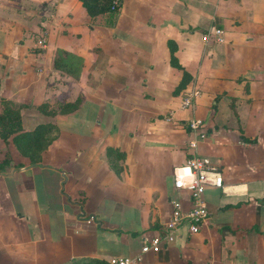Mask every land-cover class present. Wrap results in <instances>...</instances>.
Here are the masks:
<instances>
[{
	"label": "crops",
	"instance_id": "0c3cea01",
	"mask_svg": "<svg viewBox=\"0 0 264 264\" xmlns=\"http://www.w3.org/2000/svg\"><path fill=\"white\" fill-rule=\"evenodd\" d=\"M118 1L91 16L81 0H0V113L54 126L38 162L0 137V264L138 255L173 200L191 208L173 181L193 154L223 175L207 223L140 264H264V0ZM213 26L223 43L202 40ZM193 118L206 136L191 149Z\"/></svg>",
	"mask_w": 264,
	"mask_h": 264
},
{
	"label": "built area",
	"instance_id": "2783aa9c",
	"mask_svg": "<svg viewBox=\"0 0 264 264\" xmlns=\"http://www.w3.org/2000/svg\"><path fill=\"white\" fill-rule=\"evenodd\" d=\"M119 6L118 0H113L111 9L114 10ZM204 42H213L216 44L225 41L224 31L220 27H211L202 35ZM38 47L45 49L47 46L46 34H41L37 40ZM200 95V90L196 87L188 90L182 98L181 108L193 109L195 106V99ZM171 120V116L167 117ZM185 127L191 132L192 137L188 142V147L196 148L197 138H204L206 133L201 130L203 121L201 119H189ZM184 173L174 174V187L182 189L189 193L191 198V208L188 211L181 209L180 203L177 200L172 201V212L165 222L163 232L153 236L145 241L141 247V251L134 257L113 256L108 259L109 264H140L143 260V255L147 253H158L168 243L174 241L176 233L186 225L190 235L198 233L207 223L209 211L204 200V191L208 186L223 188V175L219 168L214 165L209 157L197 154L190 155L184 167ZM87 223L94 222V216L90 215L86 219Z\"/></svg>",
	"mask_w": 264,
	"mask_h": 264
},
{
	"label": "trees",
	"instance_id": "16d2710c",
	"mask_svg": "<svg viewBox=\"0 0 264 264\" xmlns=\"http://www.w3.org/2000/svg\"><path fill=\"white\" fill-rule=\"evenodd\" d=\"M87 12L94 16L98 13L110 12L113 0H81ZM171 50V64L175 67H180L174 56L175 48L169 42ZM187 81V74L184 73L181 86ZM52 124H42L33 131H22L21 118L17 111L12 107L6 106L4 111L0 113V137L7 142L9 137L17 146V149L31 159L33 162H38L40 152L46 148L50 142L49 133L53 130ZM9 163L8 157L0 162V171Z\"/></svg>",
	"mask_w": 264,
	"mask_h": 264
}]
</instances>
